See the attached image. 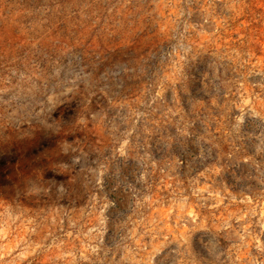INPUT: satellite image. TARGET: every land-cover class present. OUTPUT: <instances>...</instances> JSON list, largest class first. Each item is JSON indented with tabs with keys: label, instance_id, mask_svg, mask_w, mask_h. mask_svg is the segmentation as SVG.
<instances>
[{
	"label": "rangeland",
	"instance_id": "374dc122",
	"mask_svg": "<svg viewBox=\"0 0 264 264\" xmlns=\"http://www.w3.org/2000/svg\"><path fill=\"white\" fill-rule=\"evenodd\" d=\"M0 264H264V0H0Z\"/></svg>",
	"mask_w": 264,
	"mask_h": 264
}]
</instances>
